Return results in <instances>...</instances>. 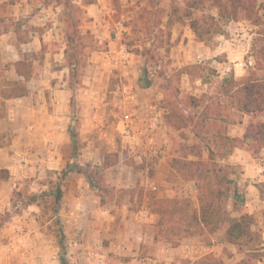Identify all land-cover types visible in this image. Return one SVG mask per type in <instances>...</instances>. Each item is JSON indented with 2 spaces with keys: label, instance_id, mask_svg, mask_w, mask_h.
<instances>
[{
  "label": "rangeland",
  "instance_id": "rangeland-1",
  "mask_svg": "<svg viewBox=\"0 0 264 264\" xmlns=\"http://www.w3.org/2000/svg\"><path fill=\"white\" fill-rule=\"evenodd\" d=\"M34 1L39 4L34 9L37 14L35 20L38 22L37 24H30L31 27L26 24L28 27L22 28L19 25V21L23 23L24 19L26 20L27 18L12 20V17H10L7 20L1 14L5 4L12 5L14 0H8L0 6V16L4 17L0 19L1 26L4 28L9 27L19 32L18 36L20 38L25 36L20 32L34 29L42 36L43 45L42 50H39L37 54L33 55L35 52H28L33 64L32 76L26 82V95L16 101L17 111L14 114L12 112L9 118L10 121H13L15 130H5L0 133L4 134L2 138L4 144L0 149L4 150V157L6 158H11V156L18 158L19 153L23 151L29 153L28 149L30 147L25 146L22 142L20 143V139L17 140V148L9 149L13 138L15 136L22 137L25 132L29 134V131L33 133L36 127H39L41 133L39 136L43 141H48L49 133L52 132L49 127L53 124L54 127L56 126L54 132L58 135V140L62 138L60 136L61 131L67 132L68 144L57 147L59 152L62 153L65 173L61 172V170L57 172L45 168L39 173V178H36V183L32 186L30 185L31 183L23 184L20 189H7L0 192V245L4 244L12 247L13 243H10L12 241L17 246H21V253H23L22 264H31V259L36 261V263L32 264H60L61 258L66 263L74 264L73 257H77L82 248H78V245L70 241L68 234L72 230L82 233L84 225L80 224L75 227L69 226L68 223L71 220L72 223L77 220L79 222L80 218V223H82V219L87 217L91 211L88 210V203L108 205L114 199L119 201L121 198L128 197L130 193L133 201L129 211L141 216L143 219L141 220L142 230L153 234L154 241H163L172 246H177L183 237L189 236L179 238L177 234L168 231L169 226L167 224L159 225L158 220L161 214L159 209L161 206H165V201L167 203L176 198H188L197 207V197L200 193L199 185H201V182L197 180L191 181L190 185L193 189V194L190 197L179 196L172 190L158 193L153 188L145 190L138 186L129 190L112 186L111 178L105 172L107 167H102L107 153H116V158L115 156L107 157L109 161H114L115 164L118 160H121V163L131 166L134 171L141 170L143 163L140 159L147 157L143 153L145 152L144 148H142L146 143L142 137V135L145 136V132L136 131L133 127L132 139H125L120 133V122L123 119V115H120V111L123 110H121V98L126 93L123 86L127 85L128 82L124 79L122 73L128 65L127 61H129L131 66L127 75L133 78L130 85L132 91L139 93V96L152 94L153 97H156L155 102L161 107L163 104L170 103L169 105H177L179 109H183L184 106L181 103V99L187 94L196 96L204 94L207 97L214 94L217 81L229 73H232L237 79L251 75L250 73L256 68V56L260 57V65H264V51H261L264 46V41L262 40L264 39V0H256L257 22L238 15L237 18L230 19L223 24V33L221 34L208 37L205 41H199L194 36L193 41L203 43L207 50L209 48L212 49L208 51V53H212L210 55L215 53V48L219 44L227 47V52L223 54L216 53L212 57L213 61L211 56H208L206 60L200 62L204 67L200 72L205 78L206 82L204 83L198 78L190 79L187 74L177 75L176 71L183 65L177 61L176 51L172 49L175 43L171 42V33L175 23L170 27V37H167L169 29L166 27V22L171 13V7L178 6L179 9H183L186 7L187 1L192 2L193 0H104L106 5H104L103 0L99 2L95 0V3L92 4L96 7L94 11L100 12V18L98 15L90 16L86 8L88 5L84 6L82 0ZM196 1L200 2L199 7L195 6V8L193 6L191 8L195 14L204 12L215 17L219 15V3L226 4L227 2V0ZM75 6L77 7L75 8ZM69 12L74 15L72 17L73 21H80L78 26L75 27L78 32H73L72 34L75 41L71 48L72 50H69L74 54L75 61L79 63L75 71V79L70 77L71 74H69L64 54V50L67 47L66 33L72 29L64 21V13ZM177 14H181V11L179 10L178 13H175V15ZM78 35H81L80 38H77ZM145 49H150L149 55L145 56L142 53ZM22 55L23 52L20 51V58ZM242 57L244 60L251 61L252 64H248L246 61L244 71L237 72V75L234 72H224L225 74H222L223 68L218 62L220 63L224 60L226 64L231 65L235 60L242 59ZM1 58L2 51L0 50V72H3L7 79H17L14 73L10 74L9 63H3ZM210 69H214L212 74L209 73ZM258 70H255V75L264 76V70ZM3 84L0 78V86ZM220 101L223 104L228 103L224 98H220ZM31 105L36 108L34 110L31 109ZM137 105V103H133V109ZM21 106L24 108H21ZM7 108V102L0 105V112H3L5 117L7 116ZM131 109L128 101L127 110L131 111ZM195 110L187 109V111L192 112ZM130 113L127 114L134 119L132 113ZM84 119L90 122V127L82 132L80 128L83 126ZM223 119L224 121L231 119L236 121L228 125V133L232 136L239 135L238 137H241L246 125L251 121L264 120V114L261 113L252 118L251 115L240 116L231 111L229 114L224 115ZM68 129L77 135L74 143L71 142ZM84 138L92 140L89 151L87 150L91 159L87 161L81 160L82 165H80L79 154L83 153ZM172 138L173 143L169 148V154L172 153L176 145L198 143L190 126L176 129ZM152 144L155 145L151 143L150 146ZM162 146L165 145L162 144ZM239 148L240 151H235L234 155L237 161L247 160L249 163H257L258 160L263 158V156H253L246 146ZM43 149L46 151L47 148L43 147ZM38 156L40 155L38 154ZM229 156L219 160L217 163L221 166L227 165V163L234 165L231 177L237 183L240 178H243L245 164L233 162L229 160ZM155 157L153 156V158ZM149 158H152V156H149ZM171 158L167 161L170 167L168 177L175 182L181 176L171 168ZM187 158L195 159L191 155H188ZM203 158L206 161L205 154H203ZM66 162H69V166H66ZM76 164L80 165L81 168L77 170ZM204 166L209 168L210 164L206 163ZM249 167L251 169V166ZM253 170L256 171V168L253 167ZM80 177L86 178L91 187L95 185L93 188L97 190L92 194L96 196L94 202L93 199L83 198V194L74 191L73 187L79 185L77 179ZM250 178L247 177L248 181H250ZM56 181L61 185L62 193L61 197L54 202ZM87 189L90 190V188ZM244 192L245 188H242L238 196V200H240L236 204V210L233 207L232 200L222 201V207L230 212L232 216L240 215L239 211L241 210V204H243ZM34 193L38 194L37 201L31 205L29 196ZM86 195L89 196V193ZM61 210H63V214ZM112 211L114 213L115 209L110 208L109 214H112ZM142 212H147V216L143 215ZM253 216L256 224L261 229L258 264H264L261 218L256 213ZM126 218L128 220L129 217L126 216ZM18 219H20V222H18ZM89 219L94 220V217H89ZM119 221L120 219L114 218L115 225L117 226V223H119V229L121 230L125 227V224ZM110 222L113 223V220ZM18 223L23 226L17 228L16 225ZM25 233L27 235L30 233V235L25 236ZM107 233L113 234L114 232L110 229ZM107 233L103 235L101 232L97 236H91V239L86 242V245H89V247L85 245L87 248H84L86 251L85 258H88L86 263L156 264L152 261L156 258V254L155 256L153 254L152 244H144L137 256L133 257L118 256L113 254V252L109 254L104 248L114 238L107 235ZM16 234L20 235V237L18 238ZM194 236L196 245L200 244L201 246L213 248L210 252L200 253V257L194 261L211 253L215 258L222 260L223 264H235L248 251L246 246L221 242L219 231L209 233L204 230L201 234ZM167 237L170 238V242L166 241L165 238ZM13 238H15V241ZM102 249L104 250L103 252L101 251ZM203 251L205 250L203 249ZM101 252L104 254H101ZM144 256L153 259H143ZM75 262L79 263L77 259ZM189 263L191 261L182 259L179 264ZM168 264L174 263L169 262Z\"/></svg>",
  "mask_w": 264,
  "mask_h": 264
},
{
  "label": "crops",
  "instance_id": "crops-1",
  "mask_svg": "<svg viewBox=\"0 0 264 264\" xmlns=\"http://www.w3.org/2000/svg\"><path fill=\"white\" fill-rule=\"evenodd\" d=\"M7 1L8 0H0V6L3 3L5 4V2ZM97 1L99 2L100 0ZM104 5H106V2H104ZM37 6H39V4H37V2L34 0H14L12 5L5 4V8L3 9V11H1V14L5 16V19L7 20H9L10 17H12V20H20V18H27L26 20L24 19L23 23H21L22 21H19V25L22 28L28 27L27 25L31 27L30 24H37L38 22L35 20L37 14L34 12V9ZM86 8L90 16L98 15L100 18V12L94 11V8H96L94 4H89ZM1 17L2 16H0V19ZM20 33L25 36L20 38L18 36L19 32L9 27L4 28L3 26H1L0 22V50L2 51L1 61L3 63H9L10 74L12 75L14 73L17 78L19 77L15 72L14 62L20 59V51L23 53L35 52L37 54L43 46L41 40L42 36H40L36 30L29 29L26 32L23 31ZM171 34V42L175 43V46H173L172 49L176 51L177 61H179L181 65L198 62L200 63L206 60L208 56H211L212 59V57L216 53L223 54L224 52H227V47L225 45L219 44L215 48V53H213V55H210L212 53H208V51H211L212 49L209 48L207 50L203 43L195 42L192 40L195 35L187 23H175L173 25ZM242 46L246 47L244 45ZM246 61L247 59L244 60V58L242 57V59L235 60L233 63H231V65L226 64L224 60L220 63L218 62V64H220L223 68L222 74H225L224 72H234V74L237 75V72L244 71ZM127 62L128 65L126 66V68H124L122 75L124 76V79H126L128 82L127 85L123 86L126 93L123 94V97L121 98V110H123L120 111V115L125 116L127 115V113L131 112L134 117V130L145 132V136L142 135V137L146 143L142 148H144L145 152L143 153L146 154L147 157H143L142 160L140 159V161L143 163L141 170L134 171L131 166H128L125 163H121V160H118L115 164L108 166L105 169V172L107 173V176L111 178V185L116 188L123 187L129 190H132L136 186L145 190H150L152 189V186H154L155 190L158 193H162L163 191L166 192L167 190H172L175 194L179 196L190 197L193 194V189L190 185L192 180L186 181L183 178L178 177V179L174 182L171 181L168 177L170 167L168 166L167 161L171 158V155L169 154V148L173 143L172 136L173 132L176 131V129L173 126L167 124L164 117L166 110L160 105H158L157 102H155L156 97H153L152 94L139 96V93H136L134 90L132 91L130 85L133 78H130L129 75H127L130 72L129 67L131 65L129 61ZM247 62L248 64H252L251 61ZM24 96L9 98L5 100V102H7L8 107L6 112L7 116H0V133L5 130H15L14 123L13 121H10L9 118L11 117L12 112L14 114L15 111H17L16 101L18 99L23 98ZM1 101L2 99L0 97V105ZM128 101L130 102V107L132 109L133 103H137V107L133 110L131 109V111L127 110ZM21 108L24 107L21 106ZM34 108L36 107L31 105V109L34 110ZM84 122L83 126L80 128L82 132L83 130H88L90 127V122L88 120L84 119ZM99 122H101V120H99ZM55 127L53 126V124L50 125L49 130L52 132L49 133L48 141H43V139L39 136V134H41L39 131V127H36L33 133L32 131H29L31 134L25 132L24 136H15L13 138L9 149L17 148V140L19 139L20 143L22 142L23 144H25V146L30 147L28 149L29 153L25 151L19 153V155L25 153L26 162L24 164H21L19 162V158H16L15 156H11V158L4 157V150L0 149V168H7L9 170L8 179L0 181V192L7 189H20L23 184L31 183L30 185L32 186L34 183H36V178H39V173H41L42 170H44L45 168L57 172L63 169L64 162L62 159V153L59 152L57 147L67 145L68 137L67 132L61 131L60 136L62 138L58 140V135H56L54 132V130L56 129ZM83 136H85V134ZM83 141H85L83 153L79 154L80 165H82L81 160L87 161L91 159V157L88 156V151L92 140L84 138ZM151 143H154L155 145L152 144V146H150ZM162 144L165 146H162ZM43 147L47 148L46 151H44ZM153 148H155L157 151L155 149L152 150ZM233 151V154L229 156V160L233 162H238L239 164H245L243 168L245 169L243 178H240L237 182V185L241 189L245 188V192L243 194L244 200L243 204H241V213L244 212L252 215L256 213V215L261 218V227L263 229L262 240L264 242V197L261 196V191H263L264 185V155L263 153L260 154V156H263V158H261V160H258L257 163H249V161L247 160L237 161L236 156L234 157L235 151H240L239 147L234 148ZM37 153L40 156H38ZM149 156H152V158H149ZM153 156L156 157L153 158ZM249 166H251L253 172L251 171ZM253 167L256 168V171L253 170ZM247 177H251L250 181H248ZM77 181L79 182V185L77 187H73L74 191L83 194V198L88 197V200L93 199L94 202L96 200V196L92 194L97 189L91 187L90 183L84 177L78 178ZM86 188H90V190H86ZM87 193H89V196L86 195ZM132 201L133 197H131L129 193L128 197L123 199L121 198L119 201H116V199H114L113 202H110V204L108 205L88 203V210L91 211L89 212L87 217L82 219V223H80L81 218L79 219V222L77 220L75 223H72L71 220L68 223L69 226L75 227L79 226L80 224L84 225V231H82V233H78L76 230H72V232L68 234L69 240L74 242L75 245H78V248H82L80 250V254L82 253V255L77 254V257H73L74 264H88L86 263V260L88 258H85L86 251L84 248L89 247V245H86V242L91 239V236H97L101 232L103 233V235H106V233L110 229L114 233H107V235L113 236L114 239L110 240L109 245L104 248L106 252H108L109 254L110 252H113V254L118 256L133 257L137 256V254L140 252L141 247L144 244H152L153 254L154 256L156 254V258H152L153 260L151 258H148V256H144V258H142L149 260L151 259L156 264H168L169 262L179 264L182 259L192 262L196 258L200 257V253H206L213 250V248H209L208 246H201L200 244L196 245L195 236L183 237L177 246H172L171 244L163 241H154L153 234L142 230L141 220L143 219L141 218V216L139 214L136 215L135 213L129 211V207L131 206ZM110 208H114L115 212L113 213L112 211V214H109ZM61 213L63 214V210H61ZM142 213L143 215L147 216V212ZM126 216L129 217L128 220ZM89 217H94V220H90ZM115 217L117 219H120V223L125 224V227L121 230L119 229V223H117V226L114 223ZM112 220L113 223L110 222ZM18 222H20V219H18ZM21 226H23L21 225V223H18L16 225L17 228ZM29 235L30 233L28 235L27 233H25V236ZM16 236H18V238L20 237V235L18 234H16ZM109 236L107 237L109 238ZM13 240L15 241V238H13ZM10 243H13V246L11 245L13 247V251L12 247H9V245H0V264H22L23 253H21V246H17L12 241ZM85 245L87 247H85ZM203 249L205 251H203ZM104 250L102 249L101 251L103 252ZM102 252L101 254H104ZM76 259L77 261H79V263L75 262ZM32 263H36V261L31 259V264Z\"/></svg>",
  "mask_w": 264,
  "mask_h": 264
},
{
  "label": "trees",
  "instance_id": "trees-1",
  "mask_svg": "<svg viewBox=\"0 0 264 264\" xmlns=\"http://www.w3.org/2000/svg\"><path fill=\"white\" fill-rule=\"evenodd\" d=\"M92 3H95V0H82L84 6ZM199 3V1L193 0L192 2L187 1L186 7L183 9H179L178 6L171 7V13L166 22V27L169 29L167 31L168 38L170 37V27L174 23L187 22L195 37L199 41H205L208 37L223 33V24L230 19L237 18L238 15L254 22L258 20L256 0H227L226 4L219 3L218 17L204 12L195 14L191 8L193 6L198 8ZM179 10L181 14L175 15ZM64 15V21L69 28H72L69 32L67 31L68 33L65 32L67 47L64 54L69 74H71L70 77L75 79V71L79 63L75 61L74 54L69 50L73 47L75 41L72 34L78 32L75 27L78 26L80 21H73L72 17L74 15L70 12L64 13ZM80 36L78 35L77 38H80ZM262 40L264 41V39ZM166 50L168 51L167 48ZM261 51H264V46ZM142 53L145 56L149 55L150 49H145ZM29 55V53H23L22 57L14 62L15 72L19 78L7 79L4 73L0 72V78L4 83L0 86L1 105L9 98L26 95V81L32 76L33 66ZM147 60L146 62L149 61ZM255 66L256 68L250 73L251 75L240 79L235 78L232 73L219 79L215 93L208 97L204 94L201 96L185 95L181 99L183 109H179L177 105H169L170 103L162 105L166 110L164 117L167 124L175 129L190 126L198 142L192 145H176L170 154L172 157L171 168L180 174L184 180H197L201 182V185H199L200 193L197 197V207L188 198H176L167 203L165 201V206H161L159 209L161 214L158 224H167L169 226L168 231L177 234L179 238L198 235L204 230L209 233L219 231L221 242L248 248L244 257L235 264H258L261 229L256 224L252 214L241 213L240 210L239 216H232L230 212L222 207V201L230 199L235 209L237 202L240 200H238V196L241 188L231 177L234 165L227 163V165L221 166L217 162L227 158L234 148L241 146H246L247 150L255 157L260 156L261 153L264 155V120L251 121L244 128L242 136L237 137L228 134V125L236 121L233 119L224 121L223 119L224 115L229 114L231 111L240 116L251 115L252 118L261 113L264 114V76L255 75L256 69L264 70V65H260L259 56L255 57ZM203 68L200 63H192L183 65L176 72L178 76L187 74L190 79L198 78L204 83L206 82L205 78L200 74ZM213 72L214 69H210L209 73L212 74ZM205 97L207 98L205 99ZM220 98H224L228 105L223 104ZM187 109L196 110L192 112L187 111ZM0 116H3V112H0ZM68 132L71 142L74 143L77 135L71 130ZM3 137L4 134H0V147L4 144ZM203 154L206 155V161ZM188 155L195 157V159L187 158ZM110 156L116 158V153L105 155L102 163L103 168L114 164V161L107 159ZM206 163L210 164L209 168H205L204 164ZM66 166H69V162H66ZM75 166H77V170L81 168L78 164ZM61 172L65 173V169H62ZM8 177L9 170L0 168V180H6ZM61 193V185L56 181L54 202L61 197ZM37 196V193L30 195L29 202L31 204L35 203ZM261 196L264 197V190L261 191ZM165 239L170 242L169 237ZM60 264L69 263L61 258ZM190 264H223V262L208 253Z\"/></svg>",
  "mask_w": 264,
  "mask_h": 264
},
{
  "label": "built area",
  "instance_id": "built-area-1",
  "mask_svg": "<svg viewBox=\"0 0 264 264\" xmlns=\"http://www.w3.org/2000/svg\"><path fill=\"white\" fill-rule=\"evenodd\" d=\"M241 42L243 41L241 40ZM120 123H121L120 133L122 137H124L125 139H132L133 138V119L132 117L129 114L125 115L123 116V119H121ZM18 158L21 164H24L26 162L25 153L20 154ZM152 188L155 189L154 186H152Z\"/></svg>",
  "mask_w": 264,
  "mask_h": 264
}]
</instances>
